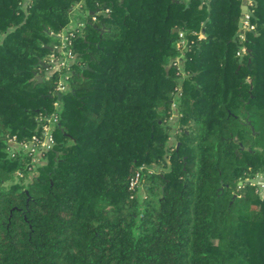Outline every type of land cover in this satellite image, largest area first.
Instances as JSON below:
<instances>
[{"label": "trees", "instance_id": "1", "mask_svg": "<svg viewBox=\"0 0 264 264\" xmlns=\"http://www.w3.org/2000/svg\"><path fill=\"white\" fill-rule=\"evenodd\" d=\"M76 1L0 0V264H264V195L245 180L264 175V0L243 39L240 0H85L109 11L72 38L58 98L56 72L33 75ZM173 28L203 32L181 80ZM51 111L54 144L30 174L5 137Z\"/></svg>", "mask_w": 264, "mask_h": 264}, {"label": "built area", "instance_id": "2", "mask_svg": "<svg viewBox=\"0 0 264 264\" xmlns=\"http://www.w3.org/2000/svg\"><path fill=\"white\" fill-rule=\"evenodd\" d=\"M240 5H245L246 10L240 11V26L239 37L244 38V32L246 30H254V24L250 21L252 16L253 0H240ZM85 0H77L69 9V22L63 27L56 36L59 38V43L54 45L51 52L47 55L44 64L46 65V72L42 78L47 79L52 73L56 72V79L53 84L54 93H62L69 89V77L71 73V64L75 61V54L72 50V38L75 33L79 32L84 26L85 22L92 23L97 20L98 14H107L108 7H99L93 12L84 8ZM90 17L87 18V15ZM192 35L196 37H190L184 30H177V37L175 40V49L178 54L171 59V64L176 69V74L179 76L178 80H181L184 75V61L185 51L194 43L195 39L202 37V31H190ZM246 51L244 45L236 51V56L243 57ZM180 94V85L177 83L174 86V94L170 103V115L168 122L172 127L176 126L177 117L179 113L176 111L177 100ZM54 107L58 106V102L53 103ZM37 120L40 122L38 132L33 133L26 140H18L15 135H6L5 145L6 150L10 155L15 152L26 153L29 155L28 168L31 173H35L39 165L45 162V152L48 151L54 144L53 129L57 123V114L55 111L50 113H41L38 115ZM16 176H22L19 171L16 172ZM139 171H136L129 180L130 188L134 189L139 183ZM246 181L250 182L255 187V192L259 196L264 195V175L261 173H255L251 177H246ZM242 181H238L241 184Z\"/></svg>", "mask_w": 264, "mask_h": 264}, {"label": "water", "instance_id": "3", "mask_svg": "<svg viewBox=\"0 0 264 264\" xmlns=\"http://www.w3.org/2000/svg\"><path fill=\"white\" fill-rule=\"evenodd\" d=\"M253 3L256 4V1L253 0ZM240 10L241 11H245L246 10V6L245 5H240ZM238 26H240V22L238 23ZM98 29L99 30H103V27H99ZM172 31L173 32L177 31V28H173ZM242 58H243L242 56L238 57V59H237L238 60V63H241L242 62ZM43 66H46V65L43 64ZM33 77L35 79H37L38 81H41L42 80V76L40 74L34 73ZM56 96L59 98L60 97V93H56Z\"/></svg>", "mask_w": 264, "mask_h": 264}, {"label": "rangeland", "instance_id": "4", "mask_svg": "<svg viewBox=\"0 0 264 264\" xmlns=\"http://www.w3.org/2000/svg\"><path fill=\"white\" fill-rule=\"evenodd\" d=\"M183 75H184V76L187 75L186 71L183 72ZM172 132H173V131H172ZM13 178H14V181H15V179H16L15 176H14ZM137 193H138V195L141 196V197L144 195V186H143V183H139V184H138V187H137ZM261 197H262V196H261Z\"/></svg>", "mask_w": 264, "mask_h": 264}, {"label": "crops", "instance_id": "5", "mask_svg": "<svg viewBox=\"0 0 264 264\" xmlns=\"http://www.w3.org/2000/svg\"><path fill=\"white\" fill-rule=\"evenodd\" d=\"M241 14V13H240ZM239 20H240V18H239ZM238 23H239V21H238ZM238 28H239V26H238Z\"/></svg>", "mask_w": 264, "mask_h": 264}]
</instances>
